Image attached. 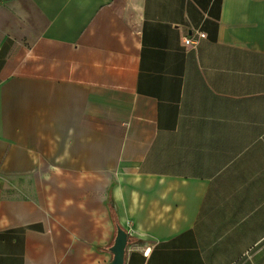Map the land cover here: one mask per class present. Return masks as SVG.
Here are the masks:
<instances>
[{
    "label": "crops",
    "instance_id": "crops-1",
    "mask_svg": "<svg viewBox=\"0 0 264 264\" xmlns=\"http://www.w3.org/2000/svg\"><path fill=\"white\" fill-rule=\"evenodd\" d=\"M118 226L125 264H264V0H0V264Z\"/></svg>",
    "mask_w": 264,
    "mask_h": 264
},
{
    "label": "water",
    "instance_id": "water-1",
    "mask_svg": "<svg viewBox=\"0 0 264 264\" xmlns=\"http://www.w3.org/2000/svg\"><path fill=\"white\" fill-rule=\"evenodd\" d=\"M129 234L121 227H117L114 243L110 249L112 254L111 260L108 264H125L126 250L129 244Z\"/></svg>",
    "mask_w": 264,
    "mask_h": 264
},
{
    "label": "built area",
    "instance_id": "built-area-1",
    "mask_svg": "<svg viewBox=\"0 0 264 264\" xmlns=\"http://www.w3.org/2000/svg\"><path fill=\"white\" fill-rule=\"evenodd\" d=\"M198 38L199 39H204V38H206V34L205 33H199L198 34ZM196 43H197V41L196 40H193L191 38H187L185 40V45H187V46H195Z\"/></svg>",
    "mask_w": 264,
    "mask_h": 264
}]
</instances>
